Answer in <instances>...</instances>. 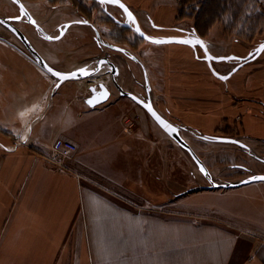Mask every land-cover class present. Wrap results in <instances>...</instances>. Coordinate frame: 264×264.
Returning <instances> with one entry per match:
<instances>
[{
    "label": "crops",
    "instance_id": "obj_1",
    "mask_svg": "<svg viewBox=\"0 0 264 264\" xmlns=\"http://www.w3.org/2000/svg\"><path fill=\"white\" fill-rule=\"evenodd\" d=\"M11 1H1L6 6H0V13L13 5L21 17L20 6ZM22 1L42 30L23 29L49 64L66 72L95 66L86 61L100 51H85L76 59L82 49L97 46L94 40L78 43L80 35H94L91 19L82 13L69 18L72 14L63 4ZM123 1L152 36H198L191 17L178 18L180 0ZM3 30L0 27V264H91L92 257L97 264L100 258L108 264H264V202L232 209L227 204H197L196 209L228 220L231 230L221 225L209 228L198 220L170 224L165 217L169 188L163 181L168 135L162 127L142 105L109 85L112 94L107 101L88 104L90 83L108 84L110 74L99 71L61 82L21 52L23 46ZM104 38L100 40L109 42ZM202 39L217 56L244 57L250 51L245 42L232 40L229 45L227 40L223 47L229 52L216 53L211 39ZM166 45L168 56L160 62L148 56L128 62L137 80L139 71L147 74L151 97L162 114L211 135L229 129L222 120L231 126L240 115L239 135H245L240 139L247 144L264 142V57L244 63L224 80L201 56L200 46ZM190 58L192 62H185ZM230 61L213 62L219 75L233 70ZM120 68H126L125 62ZM101 74L108 79L101 80ZM119 82L146 96L147 84L141 91L134 80ZM130 119L137 127H129ZM57 138L74 142L78 151L60 157L53 147ZM154 163L162 181L156 192L150 183ZM124 194L144 196L145 202L137 205Z\"/></svg>",
    "mask_w": 264,
    "mask_h": 264
},
{
    "label": "rangeland",
    "instance_id": "obj_2",
    "mask_svg": "<svg viewBox=\"0 0 264 264\" xmlns=\"http://www.w3.org/2000/svg\"><path fill=\"white\" fill-rule=\"evenodd\" d=\"M1 1L2 0H0V6L5 7L6 5ZM9 1L12 2L11 0ZM40 1L43 0H28L27 2L28 3L31 2L32 4L37 5V3H41ZM45 1L53 6H55L54 4H56V2H53L52 0H45ZM75 1L79 3V5H81V7L85 10L83 14L86 15V17H88L89 19H91L94 23H96V25L100 28V33L102 37H105L112 44H117L119 46H123L127 48L129 51V54H127L120 50L113 49L109 46H104V48L99 49V47L91 44V41H93V34L91 33L90 36H86V37L83 35L79 36L78 43L85 44L83 42L90 41V44L92 46L89 45L87 46V48L82 49L79 55L76 56V59L78 58L79 60V58H82L83 55L80 54H82V52L85 51H87L88 54H94L97 53L98 51H100V55L109 54L111 57H113V61L119 62L121 66L124 65V62L126 64V68H123L122 72L120 71L119 80L121 81L122 80L129 81L130 79L134 80V84L137 85V88H140L141 91L145 90L143 85L146 84V79L143 76V71L138 72L139 73L138 79L140 81L137 80V76L135 75V73L131 72V67L129 66L128 62H139L137 61L139 59H135L131 57V54H133L132 56L137 58H139V56L140 57L143 56L142 59L144 60L148 56L150 59L154 60L153 62H160V59L163 56L165 55L168 56V51H167L168 45L166 44H170V43L156 44L152 41H149L141 37L137 32H135L134 29L128 30L127 28H125L126 25L129 26L128 23H130L131 20L128 18L127 14L122 10V8L118 4L101 2V0L100 1L63 0V5H66V10L70 14H72L69 15V18H75V16L77 17V14L81 13L76 8ZM205 1L206 0H200V3L197 2V5L203 6ZM243 4H244L243 9L240 7L237 13L236 11L233 10L229 11V14H231L229 20L227 19L226 16L223 18V20L219 19V21L208 31L207 35L202 36L198 34V37L200 36L204 39H208V41H210L211 39L210 42L213 45L214 51H217L216 53L229 52V49H225L223 47L225 45V42H227V40H230L228 41V43H226L229 45L231 44L232 40H234V43L235 42L239 43V41H242L243 43L245 42L246 44H248L247 46L250 50L249 53L252 50H254L260 43L264 42V17H263L264 0H247L246 3L244 2ZM68 5L70 7H68ZM8 8L9 9L5 11L6 17L18 16L17 11L13 5H10ZM232 9L236 10L235 7L233 6ZM5 12L0 14L5 15ZM67 16L68 15H66V17ZM191 19L196 29L197 21L195 20V17H191ZM14 21L20 28H22L23 31L25 28L27 29L30 27L33 28L32 23H27L24 20L19 21L17 19ZM0 27L4 28L3 30L4 32H6V29L9 32H11L6 26H4L1 23H0ZM11 35L12 38H14V40L16 41V44L23 46V48L21 47V52H25V54L29 58H31L34 62H36L28 53L22 42L17 38V36L13 32H11ZM1 38L2 36L0 35V39ZM198 48H200L201 56L205 57V51L201 47ZM244 48L245 47L242 48L241 53L244 52ZM236 50L240 51V49H238L237 47ZM259 57H264V52H262ZM191 59L192 58H190V60L188 59L185 62H192ZM144 60H142V62H145ZM231 60L233 61H230V63L235 68L238 65L237 62L239 61L236 59H231ZM0 61H1V55H0ZM91 65H87V66H91ZM258 69L260 70L262 68H258ZM103 71L106 72V69H103ZM254 71L255 70L253 69L252 71L248 72L247 74L250 75L248 77H251V74H253ZM94 75L96 76V74ZM104 75L107 76V74ZM108 84L110 88L113 89V91L119 92L118 88L112 83L111 76ZM131 91L136 92L135 88H133V90ZM145 93L147 96L146 90L144 94ZM169 118L170 120H172V122H175V120L171 116ZM240 120H241L240 115L235 116L231 126H229L227 123H225L224 120H222L220 123L224 127L226 126L225 128L229 127V129H223L221 131L222 134H218V135H228V136L230 135L237 138L244 137L245 135H239V134H243V130L241 131L240 125L237 124V122H239ZM135 127H137L136 122L134 128ZM161 132H163L164 134L166 131L162 128ZM229 133H235V134H229ZM166 134L168 135V139H167L168 161L166 162V166H167L165 171L166 177L163 178V181L168 182V188H169L168 189L169 207L168 210L166 211L165 217L168 218L170 224L172 222H179V221L180 222L185 221V223L187 224V223H191V221L193 220H198V223L200 222L202 225L207 224L209 228H211V226L213 225L215 226L221 225L222 227L231 230L233 228L230 227L231 224L228 220L226 221L225 219H223V217L218 213H211L201 209L200 210L196 209L197 208L196 206H199L197 204L201 203L202 206L204 204L206 205L209 203L217 206H222L227 204L232 209L236 207L238 204H245L246 202L257 203L258 205L264 202V180L252 182L249 184H244L238 187L227 188V189L209 188L208 186L210 183L208 179L199 170L193 158L189 155V153L186 150H184V148L180 146V144L175 139H173L167 132ZM183 134L184 137L187 139V141L192 145L195 151L199 154V156L208 166L212 176L218 180H237L252 174L253 171L264 172V165L262 164V162L255 155L251 154L246 149L236 144L207 141L188 130H183ZM162 141H165V139H162ZM250 143L248 144L252 146L254 153L264 158V142L253 140ZM157 168H158L157 165L154 163L153 177L150 182L152 183L154 192H156L157 190L155 188L158 186L160 187V184H162V181H160L156 177V174H158ZM110 187L113 188L112 186ZM124 196L129 197L137 205L145 202L144 196H136V198H134V196L131 197L125 194ZM155 200H156V195H152L151 196V202L153 203L152 206L156 204ZM175 203H181V204L176 205ZM242 206L243 208H245L244 205ZM153 212H154L153 214L157 213L155 211ZM158 214L162 215L161 213ZM169 229L171 232V228ZM187 230L188 229L185 230L186 234H187ZM108 262H109L108 260L100 258V264H108ZM91 264H97V261L93 257L91 258Z\"/></svg>",
    "mask_w": 264,
    "mask_h": 264
},
{
    "label": "water",
    "instance_id": "obj_3",
    "mask_svg": "<svg viewBox=\"0 0 264 264\" xmlns=\"http://www.w3.org/2000/svg\"><path fill=\"white\" fill-rule=\"evenodd\" d=\"M14 1L20 6V9L22 10V13L27 16L28 20L30 22L34 23L36 25V27H38L40 30H42L41 26L35 22L34 18L32 17L30 11L28 10V8L24 4V2L22 0H14ZM119 3L123 4L128 9V11L132 13V16L134 17V22L131 21L130 23H128L129 27L134 29L135 32H137L136 29L139 28L140 31L137 32V33L141 37H143L144 39L149 40L148 37H151V38H154V39L176 38L177 40L190 39V40L195 41V40L198 39V40L202 41L203 42L202 45H197V44H194V43L193 44H187V45H190V46H193V47L200 46L205 51V59L209 62L212 71L214 72V74H216L219 77H224V76H221V75H219L217 73L216 69L213 66V61L230 60V59H226L228 57L239 58V59H236V60L239 61L238 65L235 68H233V70L228 75H225L226 77H229L234 72H236L244 63L254 60L255 58H257L262 53V52H260L259 54H257L256 50L260 47L261 44H264V42L260 43L252 52H250L247 56H244V57L237 56V55H234V54H230V55H226V56L225 55L224 56L223 55L217 56V55L213 54L208 49V47L206 46L204 40L202 38L198 37V36H191V37H187V36L155 37V36H152V35L148 34L146 31H144V29L141 27L140 23L138 22L134 12L129 8V6L123 0H119ZM128 18H129V16H128ZM0 21H2L1 24L6 26L11 32H13L17 36V38L22 42V44L24 45V47L26 48L28 53L31 55V57L36 62H38V64H40L47 71H48L49 68H52L54 71H59L60 73L66 74V75L75 72V73H77V75L74 78H86V77H89L91 75H94L95 73H97L99 71L102 72L103 69H106V72L110 73L112 83L118 88L119 92L122 95H127V96L131 97L132 99H134L137 103L142 105L147 110V112L152 116V114L149 112V110L145 107V105H150L152 110L157 115H159L165 122H167V124L171 125L173 128H175L177 130L176 132H172V131L164 128L152 116V118L173 139H175L180 144V146L182 148H184V150H186L189 153V155L196 162V164H197V166H198L200 171H201V167H203V169L208 174V175H205L202 172L203 175L208 179V181L210 183L209 186H208L209 188H233V187L242 186L244 184H249V183L256 182V181H262L260 179H252V177H264V172H254V171L252 172V174H250L248 176H245V177H243L241 179H237V180H218V179L214 178L212 176L211 172H210V169L205 164L203 159L199 156V154L195 151V149L192 147V145L184 137L183 130H188V131L192 132L193 134H196L197 136H199V137H201V138H203V139H205L207 141L236 144V145L246 149L251 154L255 155L259 160L264 161V158L256 155V153H254V151L251 148V146H249L246 142H244L240 138L233 137V136H225V135L204 134V133H201L200 131H198V130H196L194 128H189V127H186L184 125L172 122L164 114H162L156 108V106L154 105L153 99H152L151 94H150L151 87H150V83H149V79H148L147 74H145V76H146L145 77L146 78V84H147V96H143V95L137 94L134 91L126 90L122 86V84L119 82V75H120V71H121L120 65H119L118 62H115L112 59H110L108 54H105L103 57H101L100 58V62H96L95 66H93L92 68H89V67L86 68V66L81 68V69H84L88 73L87 75L80 74V72H79L80 69H78L76 71H72V72L62 71V70H60V69L56 68L55 66H53V65L48 63V61L44 58V56L40 53V51L35 47V45L32 43V41L26 35V33L19 26H17V24L14 22L13 18L5 17V16L0 15ZM64 32H65V30H64ZM64 32L62 33V35L64 34ZM96 32L101 37V33L99 32L98 29H96ZM46 37L48 38L50 36L46 35ZM165 43H178V42H165ZM100 44L105 45V46H109V47H111L113 49L120 50V51H122L124 53H127V51H126V49L124 47H121V46H119L117 44H112L110 42H106V41H103V40H101ZM182 44H184V43H182ZM127 54H129V53H127ZM131 57L137 59L136 57H134L132 55H131ZM220 58H225V59H220ZM49 73L52 74V72H49ZM108 85L109 84H106L103 81H100L98 83H90L89 89L91 91V95L88 97L87 103L90 104V105H97L99 103H103V102L107 101L109 99V97L111 96V94H112V92H111V90H110ZM89 100H91L92 103H89L88 102Z\"/></svg>",
    "mask_w": 264,
    "mask_h": 264
},
{
    "label": "trees",
    "instance_id": "obj_4",
    "mask_svg": "<svg viewBox=\"0 0 264 264\" xmlns=\"http://www.w3.org/2000/svg\"><path fill=\"white\" fill-rule=\"evenodd\" d=\"M52 1L58 4H63V0ZM246 1L247 0H206L204 5L200 6L197 5V2L200 3V0H180L178 18L181 19L195 17V20L197 21V33L199 35L205 36L207 35L208 31L219 21V19L223 20V18L226 16L229 20L231 16V14H229V11L233 10L237 13L240 7L243 9V3H246ZM189 5H191L192 7ZM75 6L82 14L85 12V10L81 7V5H79V3L76 2ZM232 6L235 7L236 10L232 9ZM125 28H127L128 30L132 29L131 27L129 28V26L127 25L125 26Z\"/></svg>",
    "mask_w": 264,
    "mask_h": 264
},
{
    "label": "snow or ice",
    "instance_id": "obj_5",
    "mask_svg": "<svg viewBox=\"0 0 264 264\" xmlns=\"http://www.w3.org/2000/svg\"><path fill=\"white\" fill-rule=\"evenodd\" d=\"M101 2H106V3H111V4H119V6L121 8L124 9V11L127 13V15L129 16L130 20L132 22H134V17L132 16V13L128 11V9L123 5L119 3V0H101ZM16 19H20V17H16ZM0 23H2V21H0ZM77 23H87L86 21H77ZM137 32L140 31L139 28L136 29ZM56 39H59L60 37L57 36L55 37ZM48 39H53V37H48ZM148 39L154 43H165V42H178V43H184V44H197V45H202L203 42L200 40H190V39H181V40H177L176 38H166V39H154L151 37H148ZM257 54H259L260 52H264V44H261L260 47L256 50ZM220 59H225V58H220ZM226 59H239L236 57H228ZM49 72H52V74L54 76H56L61 82L63 80H67L69 78H74L77 73H70V74H62L59 71H54L52 68L48 69ZM80 74L82 75H87L88 73L84 70V69H80L79 70ZM221 79H227L228 77L224 76V77H220ZM60 85L57 84L56 87H59ZM89 103H92L91 100L88 101ZM145 107L149 110V112L152 114V116L157 120V122L163 126L164 128L172 131V132H176L177 130L175 128H173L171 125L167 124V122H165L159 115H157L151 108L150 105H145ZM201 172H203L205 175H208L206 173V171L203 169V167H201ZM252 179H260V180H264V177H252Z\"/></svg>",
    "mask_w": 264,
    "mask_h": 264
},
{
    "label": "built area",
    "instance_id": "obj_6",
    "mask_svg": "<svg viewBox=\"0 0 264 264\" xmlns=\"http://www.w3.org/2000/svg\"><path fill=\"white\" fill-rule=\"evenodd\" d=\"M128 124L130 128H134L135 121L130 119ZM53 147L62 158L70 156L78 151V146L74 142L63 138H57Z\"/></svg>",
    "mask_w": 264,
    "mask_h": 264
},
{
    "label": "flooded vegetation",
    "instance_id": "obj_7",
    "mask_svg": "<svg viewBox=\"0 0 264 264\" xmlns=\"http://www.w3.org/2000/svg\"><path fill=\"white\" fill-rule=\"evenodd\" d=\"M95 1H100V0H95ZM23 15V16H22ZM21 16L22 17H20V18H22V19H24L25 21H27V22H29V23H32V22H30L29 20H28V18H27V16L26 15H24V14H21ZM25 16V17H24ZM82 16V15H81ZM15 22V21H14ZM33 26H35V28L37 29L38 27H36V25L33 23ZM63 28H64V26H63ZM39 29V28H38ZM96 29H98L99 30V32H100V28L96 25V23H93L92 24V30L94 31V35H93V40L95 41V43H96V45L99 47V49H100V43H101V40L100 39H102V37H100V35L96 32ZM40 30V29H39ZM64 31H62L61 33H63ZM65 33V32H64ZM62 35V34H61ZM64 35V34H63ZM62 35V36H63ZM102 45V44H101ZM103 47L105 46V45H102ZM253 51V50H252ZM251 51V52H252ZM105 53V52H104ZM105 54H102V55H100V52L96 55V57L95 58H92V59H90L89 61H86V62H100V58L101 57H103ZM108 56L110 57V59H112L113 60V57H111L109 54H108ZM248 63V62H247ZM261 162H262V164L264 165V161H262V160H260ZM263 169V168H262Z\"/></svg>",
    "mask_w": 264,
    "mask_h": 264
},
{
    "label": "bare ground",
    "instance_id": "obj_8",
    "mask_svg": "<svg viewBox=\"0 0 264 264\" xmlns=\"http://www.w3.org/2000/svg\"><path fill=\"white\" fill-rule=\"evenodd\" d=\"M100 78H101V80H103V79L107 80L108 79V77L106 75H104V74L103 75H100Z\"/></svg>",
    "mask_w": 264,
    "mask_h": 264
}]
</instances>
